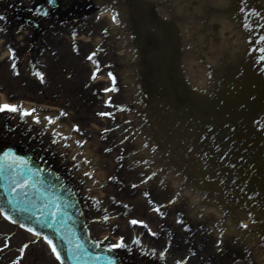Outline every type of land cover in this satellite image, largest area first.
Returning a JSON list of instances; mask_svg holds the SVG:
<instances>
[{"label":"rangeland","instance_id":"obj_1","mask_svg":"<svg viewBox=\"0 0 264 264\" xmlns=\"http://www.w3.org/2000/svg\"><path fill=\"white\" fill-rule=\"evenodd\" d=\"M110 28L111 23L106 20L92 22L91 27L87 28L89 35L81 38L80 45L55 40L59 58L64 56V60L69 62L66 79L62 75L63 83L57 85V99H53L55 91L51 94V86H48L49 79L53 77L55 81L58 78L50 76L48 72L54 71L52 65L56 63H53L54 57L49 55V50L45 49L44 40L37 45L41 60L38 73L43 74V81L35 72L32 49L28 44L18 47L9 44L7 48L12 50L10 52L6 46L5 49L1 48L3 43H0V103H26L53 121L49 123L45 119L37 123L29 116H20L18 112H0V141L19 140L20 145L26 146V140L31 138L29 147L32 150L41 152L40 148L45 147L51 150L54 166L75 187L84 205V216L95 241L112 245L123 238V248L129 247L139 252L145 250L153 258L162 256L167 263L264 264V260L257 255L260 238L250 231L251 227L254 229L256 226L255 219L248 217L250 221L246 219L245 223L242 220L247 225L245 230L242 227V230L236 228L224 233V224L231 217L223 212L217 218L216 213L205 209L216 205L221 209L228 204L236 207V213L241 212L236 216L242 217L250 212L262 216L259 212H264V121L260 122V117L256 120L249 118L247 122L246 116L241 114L212 117L207 111L208 115H201L197 110L198 116L189 118L188 112L194 108H189L183 118H175L173 114L183 113L185 108L192 106L181 100H174L173 107L158 113L156 106L160 100L155 99L147 104L146 114L139 116L135 111L138 90L129 78L132 72L125 66L127 59L112 50L115 46L103 58V63L112 61L114 68L108 70L102 64L103 69L99 73L101 81L89 83V76L93 78L91 68L97 65L93 63L90 66L84 56L99 49L103 32L106 36ZM185 41L186 46L182 47L191 50L190 43ZM7 43L9 41L4 45ZM110 43L111 39L107 38L105 45L109 49ZM41 49L43 52H40ZM56 50L54 48L53 51L56 53ZM57 71L60 75L59 65ZM111 71L115 72L112 77L116 80L118 76L122 83L115 88L118 91H105L114 98L105 100L98 97L97 89H103L104 83L110 86L106 76ZM53 73L56 74L55 71ZM188 74L196 75L197 71L192 68ZM219 83L218 91L223 92V77ZM186 91L189 95L193 94L188 89ZM202 104L209 107L207 102ZM104 112L110 115H100ZM189 115L191 117L192 113ZM164 117L168 118L167 127L161 126ZM5 118H9L10 126L19 124V118L22 129L17 128L14 133H9L3 127ZM196 124L202 125L199 133L203 127L206 128L204 138L208 137L209 129L213 128L210 132L215 130L209 139L212 142L211 150L204 148L198 152L200 146L193 147L195 135L192 133ZM57 126L69 129L70 134L83 142L74 149L75 152L84 146L91 151L95 164L100 166L97 172L99 177L97 179L95 176L97 181L93 180L97 184L86 179L90 176L85 173H90V170L73 159L75 153L69 152L68 146L55 133ZM24 130L29 136L20 140L18 134ZM253 133L256 136L263 134V140L255 137V141L249 143L248 134ZM176 174L185 180L183 185H176ZM197 179H200L201 185L204 183L203 187L209 194L221 197L218 204H212V197H207L203 190V197L198 194L200 197L196 202L189 200L187 192H194ZM254 201L258 210L250 205ZM242 207L246 210H240ZM132 220L144 223L132 224ZM262 220L260 223L264 228ZM250 239L254 242L250 243ZM2 241H12L18 245L22 241L42 240L0 216ZM43 247L39 251L46 254L47 249ZM29 255L33 257L34 254L29 252ZM47 255L41 257L43 264H59Z\"/></svg>","mask_w":264,"mask_h":264},{"label":"bare ground","instance_id":"obj_2","mask_svg":"<svg viewBox=\"0 0 264 264\" xmlns=\"http://www.w3.org/2000/svg\"><path fill=\"white\" fill-rule=\"evenodd\" d=\"M160 14L163 18L162 23L171 26L173 30L175 29L180 37L183 70L186 73L190 88L194 89V94H186V100L182 99V101H186L187 104L192 106L185 108L183 113L173 114V116L183 118L189 108H194L188 112L189 118H193L194 115L195 117L198 116L197 110L201 115H208L209 113L212 117L214 115L222 116L221 114L223 116L225 114L227 117L228 114L232 116L241 114L246 116L245 121L247 122L249 118L256 120L261 117L260 122H263L264 51L261 50L264 49V39H262L264 38V0H161ZM164 18L166 21H164ZM185 40L190 43L191 50L188 49L187 51L182 47L186 44ZM163 68H165V65ZM192 68L196 69V75L188 74ZM182 77L181 80H184V77ZM222 77L224 86L223 92L220 91V93L218 88L221 83L218 84V81ZM135 88L139 90V86L135 85ZM181 91L184 93L183 87H181ZM202 102H207L209 107H204ZM173 103L175 102L172 98L162 99L156 106V110L159 109L157 110L159 113L161 110L165 111L168 107L170 109L174 106ZM18 106L25 110H35L33 116L39 117V123L46 118L40 111L26 103H21ZM190 113H192L191 117ZM33 116H29V118L32 119ZM170 116L173 117L171 114ZM162 119L161 126L167 127L166 125L169 122L166 119L168 118L164 117ZM201 127L202 125L196 124L194 133H192L195 135L193 147L198 148L200 146L198 152H201L204 148H207V150L212 149V142L209 139L215 131L210 132L213 128L209 129L208 137L204 138L206 128L203 127L199 133L198 130ZM54 130L56 134L59 133L58 136L61 141L67 144L69 152L75 153L73 155L75 161L82 167L85 165L86 170H90V173H88L90 177L86 179L92 182L93 180L97 181L99 177L97 172L100 171V166L97 165L98 163L95 164L91 151L84 146L80 151L75 152L74 149L79 147L81 142L69 133V129L57 126ZM239 131L243 132L241 129ZM248 135L247 141L249 143L255 141V137L263 140V134L261 135V133L258 136L254 133ZM64 137H67V139H64ZM78 141L80 143H77ZM95 176H97V179H95ZM175 176L176 185L178 183L183 185L182 182L185 183V180L180 176L177 174ZM199 181L200 179H197V186L193 187L194 192H187L189 200L196 202L200 194L203 197V190L207 193V197H212V204H218L221 197H217L216 194H209L210 192L203 187L204 183L201 185ZM93 183L97 184V182ZM186 183L190 182L186 181ZM208 189L210 190V188ZM250 205L254 207L257 204L254 201ZM219 207V205H216L215 207H205V209L216 213L217 218H220L223 212L226 213V216L231 217V220L224 224L222 229L224 233L236 228L242 230L240 225L244 224L247 221L246 219L249 220L248 217L255 219L256 226L254 229L251 227L250 231H253L260 238L258 241L260 249H258L257 255L258 258L264 260V236H262L264 228L260 223L264 219V212H259L262 214L260 217L251 212L248 215L243 213L244 215L239 217L236 215L241 212L236 213L235 206L227 204L221 209ZM254 208L259 209L257 206ZM240 210H246V208L242 207ZM242 220H244V223ZM255 238L253 237V239ZM253 239H250L249 242H254Z\"/></svg>","mask_w":264,"mask_h":264},{"label":"flooded vegetation","instance_id":"obj_3","mask_svg":"<svg viewBox=\"0 0 264 264\" xmlns=\"http://www.w3.org/2000/svg\"><path fill=\"white\" fill-rule=\"evenodd\" d=\"M160 5L161 0H54L53 3H49V0H0V17H3L0 19V43H3L1 48L6 46V49H9L7 48L9 44L14 47L28 44L32 49V64L35 72L38 73L41 60H39L37 45L44 40L45 49L49 50V55L54 57L53 63H56L55 66L52 65L56 74L53 73V69L51 73L48 72L50 76L58 78L55 81L53 77L47 80L48 86H51V94L55 91L53 99H57L59 97L57 85L63 83L62 75H64L62 78L66 79L69 62L64 60L63 53H61L63 58H59L60 54L54 46L55 40L59 43L69 41V44L72 42V45H80L83 40L81 38L89 35L87 28L91 27L92 22L101 23V20H106L111 23V28L106 36L104 32L103 35L101 34L103 36V40L99 41L101 46L98 50H92L84 56L90 66H93V63L97 65L91 68L92 77L93 73L95 77L91 78L90 75L89 83L101 81L99 73L103 69L102 64L108 70L114 68L112 61L103 63V58L108 50L115 46L112 50L127 59L125 66H128L132 72L129 77L131 83L140 84L144 96L149 97L156 95L157 86L163 80L177 83L180 68V37L175 29L162 23ZM113 16L117 17L116 21L112 19ZM164 21H166L165 18ZM107 38L111 39L110 49L105 45ZM17 40L20 42L18 43ZM8 41L9 43L4 45ZM54 48L56 53L53 51ZM40 52H43L42 49ZM89 56H92L91 60L88 59ZM57 64L61 70L60 75ZM164 65L165 68H163ZM109 73L106 80L111 87H107L104 83L103 89L102 87L97 89L98 97H104L105 100L113 97L112 94L105 93L104 89L118 91L115 88L122 83L121 78L117 76L116 80H113ZM6 122L5 120L3 124L4 129L12 133ZM24 245L28 247L21 251ZM43 246L47 249L46 254L39 251L44 249ZM0 249H2L0 264H43L41 257L47 253L53 259L43 241H22L18 245L12 241H2ZM29 252L34 254L33 257L29 255ZM141 252L126 247L119 251V255L124 264H177L167 263L159 255L158 259L153 258L145 250Z\"/></svg>","mask_w":264,"mask_h":264},{"label":"water","instance_id":"obj_4","mask_svg":"<svg viewBox=\"0 0 264 264\" xmlns=\"http://www.w3.org/2000/svg\"><path fill=\"white\" fill-rule=\"evenodd\" d=\"M0 212L51 239L61 264H123L114 250L90 238L78 197L65 180L33 152L8 143L0 144Z\"/></svg>","mask_w":264,"mask_h":264},{"label":"snow or ice","instance_id":"obj_5","mask_svg":"<svg viewBox=\"0 0 264 264\" xmlns=\"http://www.w3.org/2000/svg\"><path fill=\"white\" fill-rule=\"evenodd\" d=\"M54 0H49V3H53ZM0 19H3V17H0ZM112 19L114 21L117 20V17L113 16ZM264 39V38H262ZM9 51L11 52L12 50L9 49ZM261 51H264V49H262ZM94 55V54H93ZM12 58L14 59L15 58V53L13 52L12 53ZM88 59H92V56H89ZM13 67H15V65H13ZM37 75L39 76V78L41 79V81H43V74L42 73H37ZM109 76L112 77V74L109 73ZM93 77H95V73H93ZM112 79L114 80L115 78L112 77ZM105 91H109L110 89H104ZM114 90V89H112ZM18 112L20 116L24 117V116H33V113L35 110H25V109H21L18 105H15V104H10V103H0V112ZM100 115H103V116H107V115H110V113H100ZM33 119L39 123V117H35L33 116ZM45 119L48 120L49 123H53L52 119L50 117H46ZM78 130V129H77ZM57 135H59V133H57ZM64 139H67V137H64ZM77 143H80L79 141ZM67 146V145H65ZM5 156L7 157L8 154L5 153ZM73 159H75V157H73ZM21 162L22 163H27L26 161H23L22 158H21ZM85 175H89L88 173H85ZM26 183L25 182V185H18V186H26ZM133 187H135V185H133ZM159 211V210H157ZM0 214H2V212H0ZM9 217L5 216V219H8ZM132 224H143L144 222L143 221H138V220H132L131 221ZM182 223V221H181ZM241 227L243 228H246L247 225L246 224H241L240 225ZM21 227H23V225H21ZM146 227V225H145ZM27 231L29 232H32L34 235H37L39 236L40 233H37V232H34L32 228H28ZM153 235H155V233H152ZM43 239L47 242L48 246L50 247L52 253L55 255L56 259L59 261L60 260V254L57 252V248L56 246L53 244L52 240L49 239L48 237H43ZM138 243V241H137ZM28 247V245H24L23 248L21 249V251H23L24 249H26ZM110 248L112 249H117V248H123L125 247V244L123 242V238H121L120 242L119 243H116V244H112L109 246ZM2 250V249H0ZM177 264H181L180 261H177Z\"/></svg>","mask_w":264,"mask_h":264}]
</instances>
